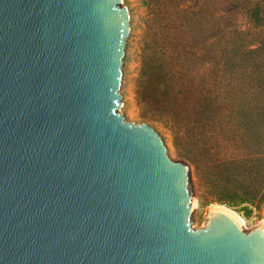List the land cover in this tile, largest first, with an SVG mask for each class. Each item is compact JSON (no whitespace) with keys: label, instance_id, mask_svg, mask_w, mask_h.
Segmentation results:
<instances>
[{"label":"water","instance_id":"95a60500","mask_svg":"<svg viewBox=\"0 0 264 264\" xmlns=\"http://www.w3.org/2000/svg\"><path fill=\"white\" fill-rule=\"evenodd\" d=\"M125 0H0V264H264V229L129 123Z\"/></svg>","mask_w":264,"mask_h":264},{"label":"trees","instance_id":"16d2710c","mask_svg":"<svg viewBox=\"0 0 264 264\" xmlns=\"http://www.w3.org/2000/svg\"><path fill=\"white\" fill-rule=\"evenodd\" d=\"M140 4L141 123L169 132L215 201L264 202V0Z\"/></svg>","mask_w":264,"mask_h":264},{"label":"rangeland","instance_id":"374dc122","mask_svg":"<svg viewBox=\"0 0 264 264\" xmlns=\"http://www.w3.org/2000/svg\"><path fill=\"white\" fill-rule=\"evenodd\" d=\"M128 4L136 22L126 67V77L128 87L123 95L131 105L126 118L129 123L140 124V108L135 98V81L138 72V49L143 33V7L140 0H125ZM154 129L157 133L164 137L167 147L174 161L183 162L186 166L194 167L187 162L182 161L176 153L169 132L156 121L142 122ZM216 198V197H215ZM209 200L211 202H209ZM215 199L212 198L206 184L203 180H199L195 172V229H203L207 222V212L213 206H220L234 212L241 220L242 226L246 230H251L260 221L264 220V202L255 201L253 203H243L239 197L232 194H221ZM209 202V203H208Z\"/></svg>","mask_w":264,"mask_h":264},{"label":"bare ground","instance_id":"6f19581e","mask_svg":"<svg viewBox=\"0 0 264 264\" xmlns=\"http://www.w3.org/2000/svg\"><path fill=\"white\" fill-rule=\"evenodd\" d=\"M211 209L220 210V211H222V212H224V213H233V215H234V216L238 219V221L241 223L240 218H239L234 212H232V211L229 210V209H226V208H224V207H220V206H213ZM258 224L264 229V220L260 221Z\"/></svg>","mask_w":264,"mask_h":264}]
</instances>
